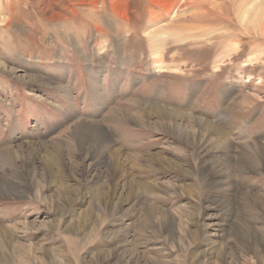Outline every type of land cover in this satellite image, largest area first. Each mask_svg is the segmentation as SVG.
I'll return each instance as SVG.
<instances>
[{"label": "rangeland", "instance_id": "1", "mask_svg": "<svg viewBox=\"0 0 264 264\" xmlns=\"http://www.w3.org/2000/svg\"><path fill=\"white\" fill-rule=\"evenodd\" d=\"M10 22L0 264H264V0H0Z\"/></svg>", "mask_w": 264, "mask_h": 264}, {"label": "bare ground", "instance_id": "2", "mask_svg": "<svg viewBox=\"0 0 264 264\" xmlns=\"http://www.w3.org/2000/svg\"><path fill=\"white\" fill-rule=\"evenodd\" d=\"M11 22L9 24H5L3 27L0 28V31L4 30V29H8L11 25ZM5 27V28H4ZM87 127V126H86ZM78 128V127H77ZM79 129V128H78ZM82 131V130H81ZM83 132V131H82ZM91 133V132H90ZM93 133V131H92ZM96 134V133H95ZM89 136V135H88ZM98 137V136H97ZM116 153V152H115Z\"/></svg>", "mask_w": 264, "mask_h": 264}]
</instances>
